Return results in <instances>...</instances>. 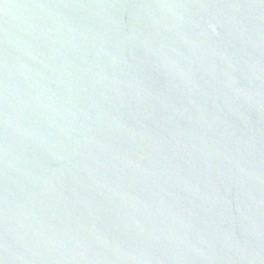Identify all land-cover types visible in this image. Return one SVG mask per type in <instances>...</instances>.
Here are the masks:
<instances>
[{
  "label": "water",
  "instance_id": "water-1",
  "mask_svg": "<svg viewBox=\"0 0 264 264\" xmlns=\"http://www.w3.org/2000/svg\"><path fill=\"white\" fill-rule=\"evenodd\" d=\"M0 264H264V0H0Z\"/></svg>",
  "mask_w": 264,
  "mask_h": 264
}]
</instances>
